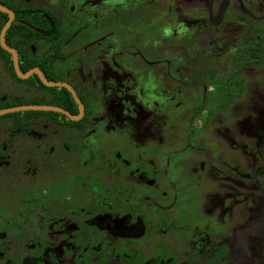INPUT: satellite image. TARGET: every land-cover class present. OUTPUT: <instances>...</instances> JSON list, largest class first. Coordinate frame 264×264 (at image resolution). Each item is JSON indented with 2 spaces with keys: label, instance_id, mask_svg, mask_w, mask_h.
<instances>
[{
  "label": "flooded vegetation",
  "instance_id": "1",
  "mask_svg": "<svg viewBox=\"0 0 264 264\" xmlns=\"http://www.w3.org/2000/svg\"><path fill=\"white\" fill-rule=\"evenodd\" d=\"M0 6V264H264L246 233L264 200V0ZM156 17L174 24L161 38ZM176 38L214 64L211 88L157 57Z\"/></svg>",
  "mask_w": 264,
  "mask_h": 264
},
{
  "label": "rangeland",
  "instance_id": "2",
  "mask_svg": "<svg viewBox=\"0 0 264 264\" xmlns=\"http://www.w3.org/2000/svg\"><path fill=\"white\" fill-rule=\"evenodd\" d=\"M142 1V0H141ZM142 15L141 12H139L137 14V16L135 18H133L134 20V24H136V20L138 18H140ZM157 18V22L156 25H154L153 27H151L152 30V34L157 36L158 38H161L163 36H165L166 32H168V30L170 28H172V26L174 25L172 23V21L169 23H167L165 25V22L160 20V17H156ZM159 18V19H158ZM127 27V24H125L122 27H115L114 28V33L116 32L115 30H117V32L119 34H122L123 31L125 32ZM145 30H148V26L145 27ZM117 35V33H115ZM123 36V37H122ZM120 38V41L126 45L129 51L134 50L135 46H137L138 44V40L140 39L139 35H135L134 37H128L127 34L122 35ZM179 38H176L175 42L172 43V48L170 50V53L167 54L166 52H160L159 54H157V57L160 58L163 62L166 63H171L172 64V73L173 76L176 77L180 82H184L185 84H187V89L190 92H192L193 89H200L202 88V86H200V83H202V80L204 82H206L207 88H211L210 83L215 80L217 77V73L215 74V76L213 75V71H214V64L212 62H200L198 60V58L196 57V55L194 53H192V49L191 48H187V43H181L177 40ZM148 50V49H146ZM177 68V69H176ZM236 73L232 70H228L227 73L224 76L223 81L221 82L222 84V88L224 89L226 83L228 80L233 79ZM240 76H238L237 78L235 77V79H239ZM196 98H198V96H196ZM227 98V95L223 92L220 93V97L217 100L216 104H210L208 107L213 109V108H217L218 106L221 107L224 105V102ZM14 99H17L14 98ZM18 100H15L14 102H16ZM12 102V101H11ZM186 126L185 122H182L180 124V134H179V139L177 141L176 144H174L172 146V148L175 150L176 149V157H177V161H179L180 159H182V156L180 154V150L182 148V146L184 145L185 142V133H186V128L184 127ZM195 136V133H193V135L191 136L192 138ZM192 140V139H191ZM195 142V141H194ZM192 152H190L191 154ZM28 162V160H26ZM17 162V161H15ZM22 163H25L24 161ZM14 178V177H13ZM1 179V178H0ZM2 186V182L0 183V187ZM258 216L257 218H253L251 220V223L249 224V226L247 227L248 229L246 230V233L251 234V235H257L260 238L264 239V200H260V204H258ZM242 242H244V237L243 239H241Z\"/></svg>",
  "mask_w": 264,
  "mask_h": 264
},
{
  "label": "water",
  "instance_id": "3",
  "mask_svg": "<svg viewBox=\"0 0 264 264\" xmlns=\"http://www.w3.org/2000/svg\"><path fill=\"white\" fill-rule=\"evenodd\" d=\"M0 9L5 11V9H4V8H2L1 6H0ZM6 28H7V27H6ZM6 28H5V29H6ZM10 50H11V49H10ZM11 51H12V50H11ZM16 66H17V63H16Z\"/></svg>",
  "mask_w": 264,
  "mask_h": 264
}]
</instances>
